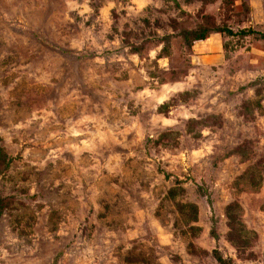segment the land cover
<instances>
[{"label": "rangeland", "instance_id": "1", "mask_svg": "<svg viewBox=\"0 0 264 264\" xmlns=\"http://www.w3.org/2000/svg\"><path fill=\"white\" fill-rule=\"evenodd\" d=\"M178 2L0 0V264H264V0Z\"/></svg>", "mask_w": 264, "mask_h": 264}, {"label": "trees", "instance_id": "2", "mask_svg": "<svg viewBox=\"0 0 264 264\" xmlns=\"http://www.w3.org/2000/svg\"><path fill=\"white\" fill-rule=\"evenodd\" d=\"M172 1L177 7H179L178 0H170ZM212 33H220V34H227L229 36H234L236 33L227 27L217 28V27H200L197 30L193 31H184L181 35L186 43V45L190 46L193 42L196 41H205L207 37ZM241 35L251 36H261L264 38V34L256 32L252 29L241 31ZM163 108V107H162ZM9 158L4 149L0 146V163L8 162ZM170 197L174 200L176 196V189H171L169 191ZM9 199L0 196V219L4 215L5 211L9 207ZM240 204L238 202L230 203L225 210V215L227 218V226L229 228L228 232V239L229 241L236 247L238 251L245 250L249 246V241L247 237V232L245 225L241 219L240 214ZM177 211L179 212L180 216L185 218L187 222H198V209L197 206L194 204H184V203H177ZM194 229V228H192ZM215 238H217L216 233ZM214 258L219 264H233L232 259H225L223 258L217 250L213 252Z\"/></svg>", "mask_w": 264, "mask_h": 264}]
</instances>
